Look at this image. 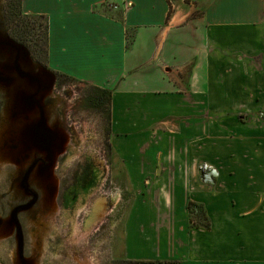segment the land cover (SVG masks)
<instances>
[{
	"label": "crops",
	"instance_id": "0c3cea01",
	"mask_svg": "<svg viewBox=\"0 0 264 264\" xmlns=\"http://www.w3.org/2000/svg\"><path fill=\"white\" fill-rule=\"evenodd\" d=\"M22 10L47 17L48 67L111 93L110 144L132 191L123 260L264 264V0ZM190 201L209 228L192 226Z\"/></svg>",
	"mask_w": 264,
	"mask_h": 264
},
{
	"label": "rangeland",
	"instance_id": "374dc122",
	"mask_svg": "<svg viewBox=\"0 0 264 264\" xmlns=\"http://www.w3.org/2000/svg\"><path fill=\"white\" fill-rule=\"evenodd\" d=\"M7 1L0 0V264H133L122 258L132 191L110 144L108 95L48 67L35 46L17 40ZM32 21L43 32L44 18ZM33 200L18 211L19 234L12 211Z\"/></svg>",
	"mask_w": 264,
	"mask_h": 264
},
{
	"label": "trees",
	"instance_id": "16d2710c",
	"mask_svg": "<svg viewBox=\"0 0 264 264\" xmlns=\"http://www.w3.org/2000/svg\"><path fill=\"white\" fill-rule=\"evenodd\" d=\"M171 12V9H170ZM6 13L9 15L8 20L10 22L12 30L15 32V37L17 40H20L23 44L29 45L32 44L39 51V54H43L46 63L48 60V44H49V24L47 17L45 15L37 14H26L22 10V0H8ZM6 15V16H7ZM41 16L44 18V28L43 32L37 31V25L32 21L34 16ZM35 51H32V54L35 55ZM108 95V102H110L111 93L104 91ZM110 116V114H109ZM190 210V221L192 226L197 227H210V220L207 216L205 208L203 205L198 204L195 201H190L188 204ZM195 208H198L200 212L196 213ZM137 264L136 262H132Z\"/></svg>",
	"mask_w": 264,
	"mask_h": 264
},
{
	"label": "water",
	"instance_id": "95a60500",
	"mask_svg": "<svg viewBox=\"0 0 264 264\" xmlns=\"http://www.w3.org/2000/svg\"><path fill=\"white\" fill-rule=\"evenodd\" d=\"M34 202H35V200L28 202V203H25V204H22V205H19L12 211L11 217H12V220L16 224V227H17L19 234L21 233V227H20V222L18 219V211L31 207L34 204Z\"/></svg>",
	"mask_w": 264,
	"mask_h": 264
},
{
	"label": "built area",
	"instance_id": "2783aa9c",
	"mask_svg": "<svg viewBox=\"0 0 264 264\" xmlns=\"http://www.w3.org/2000/svg\"><path fill=\"white\" fill-rule=\"evenodd\" d=\"M207 166L205 165V166H203V168H206Z\"/></svg>",
	"mask_w": 264,
	"mask_h": 264
}]
</instances>
